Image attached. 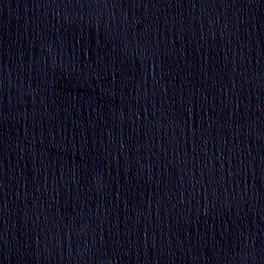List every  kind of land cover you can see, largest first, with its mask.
Listing matches in <instances>:
<instances>
[{"label":"water","instance_id":"1","mask_svg":"<svg viewBox=\"0 0 264 264\" xmlns=\"http://www.w3.org/2000/svg\"><path fill=\"white\" fill-rule=\"evenodd\" d=\"M0 264H264V0H0Z\"/></svg>","mask_w":264,"mask_h":264}]
</instances>
